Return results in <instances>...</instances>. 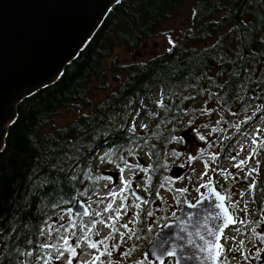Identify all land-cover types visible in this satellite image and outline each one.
Here are the masks:
<instances>
[{"label":"trees","instance_id":"16d2710c","mask_svg":"<svg viewBox=\"0 0 264 264\" xmlns=\"http://www.w3.org/2000/svg\"><path fill=\"white\" fill-rule=\"evenodd\" d=\"M191 1L190 26L169 48L124 64L114 51L131 54L163 34L183 0H120L59 79L17 105L0 153V264H36L43 225L69 212L101 165L126 169L133 148L147 150L148 196L158 199L185 116L180 92L190 101L209 92L226 115L264 107V0ZM64 110L76 115L55 126ZM137 112L146 127L133 126Z\"/></svg>","mask_w":264,"mask_h":264},{"label":"rangeland","instance_id":"374dc122","mask_svg":"<svg viewBox=\"0 0 264 264\" xmlns=\"http://www.w3.org/2000/svg\"><path fill=\"white\" fill-rule=\"evenodd\" d=\"M191 12L192 1L183 0L172 18L159 27L163 34L143 42L131 54L117 48L113 57L126 64L163 52L190 26ZM104 63L110 64L111 59ZM107 81L112 88L113 82L110 78ZM95 93L98 96L99 91ZM105 96L103 93L100 100ZM189 97L185 91L178 96L187 99L185 116L178 126L177 141L166 150L169 180L159 190L158 199L148 196L145 167L150 158L146 149L133 148L134 154L126 158V169L101 165L97 181L83 187L78 196L89 207L92 218H78L68 212L43 225L39 238L43 252L34 254L36 264H153L145 253L151 241L149 234L174 219L181 192L193 203L211 184L225 196V205L236 222L235 228L224 233L219 263L254 264L263 250L264 197L260 196L264 194V107H233L226 115L218 102L210 99L209 92L199 101ZM75 115L74 110L62 111L55 126L68 123ZM130 118L139 129L148 124L139 112ZM175 168L182 173L171 177ZM110 172L118 174L117 182L108 176ZM135 190L146 197V202L129 196Z\"/></svg>","mask_w":264,"mask_h":264},{"label":"water","instance_id":"95a60500","mask_svg":"<svg viewBox=\"0 0 264 264\" xmlns=\"http://www.w3.org/2000/svg\"><path fill=\"white\" fill-rule=\"evenodd\" d=\"M119 1L0 0V153L17 105L59 79ZM181 173L175 168L170 176ZM109 176L117 182V173ZM132 196L146 201L139 191ZM69 212L80 218L90 214L80 199ZM234 225L225 197L214 185L194 203L180 193L176 216L154 231L146 257L154 264L170 259L174 264H219L223 234ZM262 242L255 264H264V232Z\"/></svg>","mask_w":264,"mask_h":264},{"label":"flooded vegetation","instance_id":"af4514ba","mask_svg":"<svg viewBox=\"0 0 264 264\" xmlns=\"http://www.w3.org/2000/svg\"><path fill=\"white\" fill-rule=\"evenodd\" d=\"M89 218H92V214L90 213V217Z\"/></svg>","mask_w":264,"mask_h":264}]
</instances>
